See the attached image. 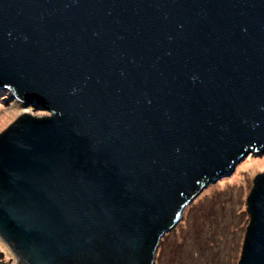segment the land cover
<instances>
[{"label":"water","instance_id":"1","mask_svg":"<svg viewBox=\"0 0 264 264\" xmlns=\"http://www.w3.org/2000/svg\"><path fill=\"white\" fill-rule=\"evenodd\" d=\"M3 90L50 114L0 134L16 263L155 264L209 185L264 156V0H0ZM246 213L238 264H264V173Z\"/></svg>","mask_w":264,"mask_h":264},{"label":"rangeland","instance_id":"2","mask_svg":"<svg viewBox=\"0 0 264 264\" xmlns=\"http://www.w3.org/2000/svg\"><path fill=\"white\" fill-rule=\"evenodd\" d=\"M40 106L23 108L0 91V134L17 118H46ZM264 173V156L249 154L229 176L209 185L185 210L182 220L161 239L155 264H238L248 225L246 199L254 178ZM4 263L16 260L0 241Z\"/></svg>","mask_w":264,"mask_h":264},{"label":"flooded vegetation","instance_id":"3","mask_svg":"<svg viewBox=\"0 0 264 264\" xmlns=\"http://www.w3.org/2000/svg\"><path fill=\"white\" fill-rule=\"evenodd\" d=\"M0 264H14L13 263V259H8L7 260V263H4V259H3V257L0 259Z\"/></svg>","mask_w":264,"mask_h":264}]
</instances>
